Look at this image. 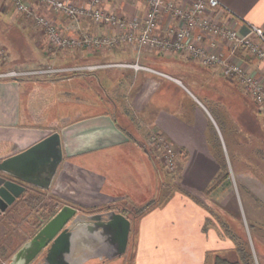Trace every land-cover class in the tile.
Masks as SVG:
<instances>
[{
  "label": "crops",
  "instance_id": "crops-1",
  "mask_svg": "<svg viewBox=\"0 0 264 264\" xmlns=\"http://www.w3.org/2000/svg\"><path fill=\"white\" fill-rule=\"evenodd\" d=\"M188 1L179 0L185 4ZM219 3L220 7L214 10L219 21L230 24L240 33L247 32V22L264 31V0H219ZM102 6L126 18L141 16L145 11L144 0H103ZM41 11L69 34H76L79 25L81 29L103 31V27L95 25L88 17L80 18L76 25L70 18L53 13L44 5ZM169 18L167 14L160 18L157 27L160 35L165 33ZM4 45L8 57L0 60V70L29 67L31 63H22L21 45L10 42ZM26 46H30L28 42ZM112 50L98 51L88 60H138L179 78L183 85L148 70L122 66L101 67L91 71L89 76L66 73L47 75L45 79L35 76L0 79V161L25 150L53 131L60 133L63 152L48 188L0 171V256L7 261L35 232L36 229L28 231L31 220L51 210L54 200L87 213L112 205L117 206L116 210L122 206L123 212L146 206L135 222V246L129 264H133V260L135 264H181L189 254L181 252L179 247L190 238L186 231L195 229L196 224L188 207L192 203L191 193H203L221 170L213 148L215 142L220 156L222 152L231 151L236 155L233 174L237 189L241 187L251 203L257 201L261 205L264 223V180L241 164V156L245 154L253 162L262 161L254 152L255 148L260 151L261 145L255 127L261 123L264 126L259 106L256 104L255 115L244 113L249 108L242 100L236 102V107L223 103L225 92L219 91L223 87L218 80L222 75L218 66H202L206 73L203 83L190 75L184 76L185 81L183 75L167 68L173 63L168 61L170 58L191 59L180 52L156 53L146 48L138 51L131 46ZM69 52L64 56L62 51L59 55L51 54L49 59L68 62L77 52L84 51ZM159 56L164 58L161 60ZM35 58L34 55L31 60L39 62ZM232 59L264 81V69L254 56L238 49ZM99 69L102 70L98 72ZM189 84L205 89L203 95L198 96ZM85 85L96 94L102 89L110 110L94 109L99 99L85 98ZM227 95L230 99L238 96L236 92ZM117 116L121 117V125L117 124ZM153 130L164 134L180 153L178 161L182 162V168L176 178L165 171L160 149L147 143ZM229 177L214 190L221 207L235 198L233 189L229 188ZM175 184L185 189L179 190ZM223 214L224 209H220L221 225L227 230ZM223 235L227 237L226 233ZM120 259H108L109 262L101 264H119Z\"/></svg>",
  "mask_w": 264,
  "mask_h": 264
},
{
  "label": "built area",
  "instance_id": "built-area-1",
  "mask_svg": "<svg viewBox=\"0 0 264 264\" xmlns=\"http://www.w3.org/2000/svg\"><path fill=\"white\" fill-rule=\"evenodd\" d=\"M103 0H8L20 15L32 19L41 27L46 43L60 51H102L118 45L136 50L146 48L156 53L180 52L203 66H218L223 76L231 78L249 94L261 110H264V81L232 58L243 49L260 61L264 69V31L247 22V32L215 18L214 10L219 0H144L145 11L141 16L126 18L102 6ZM46 6L51 12L64 15L79 25V19L88 17L103 27V31H89L78 27L76 34L67 33L63 27L41 11ZM167 14L165 33H157L161 17ZM108 30H111L108 31ZM7 53L0 44V59ZM122 66L135 70H148L160 76L182 81L156 68L136 61H112L76 63L65 66L47 65L41 68H7L0 70L1 78L29 77L56 72L82 73L101 67ZM183 85V84H182ZM147 143L162 151L165 167L174 171L179 154L172 142L161 132L151 131ZM0 261L2 259L0 258ZM8 261H3L7 264Z\"/></svg>",
  "mask_w": 264,
  "mask_h": 264
},
{
  "label": "rangeland",
  "instance_id": "rangeland-1",
  "mask_svg": "<svg viewBox=\"0 0 264 264\" xmlns=\"http://www.w3.org/2000/svg\"><path fill=\"white\" fill-rule=\"evenodd\" d=\"M41 7V5L39 6ZM90 31V28H88ZM25 38L26 42L22 39ZM11 43V44H18L21 45V49L23 52L22 57V63H31L29 64L28 68H41L45 67L47 65H55L56 61L50 60V55H59L60 52L53 51L52 48L47 46L45 35L41 29L40 26H38L32 19L26 18L19 13H17L13 6L8 2V0H0V44L6 51L5 43ZM27 42L30 46H26ZM123 45H118L113 47V50L115 48H118ZM112 50V49H111ZM112 50V51H113ZM52 52V53H51ZM86 52V51H84ZM98 52V51H96ZM110 52V51H109ZM70 53L69 51L65 52L63 51V56L65 54ZM73 52L72 54H74ZM89 52L85 53L88 54ZM36 56L35 60L37 61L39 59V62L34 63L33 60H31L32 56ZM8 57V55H7ZM6 57V59H7ZM40 57V58H39ZM160 57V58H159ZM159 59H163L164 57L159 56ZM4 59V60H6ZM43 59V60H42ZM116 58H114L115 60ZM161 59V60H162ZM3 60V59H0ZM42 60V61H41ZM105 60H108L105 58ZM121 61H128V60H121ZM131 61V60H130ZM136 61V60H133ZM131 61V62H133ZM169 62H173L172 64H168V70L174 74L177 75H183L187 76L190 75L192 78H195L198 82L203 83L204 76L206 73L203 71V65L198 64L196 61L191 59H186L182 57L180 60H178L177 57L170 58L168 60ZM112 62V61H110ZM114 62V61H113ZM139 62V61H138ZM179 62L177 65L176 63ZM83 64L90 63V61H84L81 62ZM140 63V62H139ZM102 69L98 70L100 72ZM94 71V70H93ZM90 71L83 70L82 73L84 75H88ZM71 72H64L59 74H66ZM88 73V74H85ZM79 74V73H78ZM48 75V74H47ZM51 75V74H49ZM52 76V75H51ZM188 77V76H187ZM183 79V78H182ZM187 78L184 77V80L186 81ZM218 80L221 82L222 89L219 91L225 92L223 96V103L227 105H231V107H236V102H241V100L245 103V105L249 108V110H244V113H253L256 115V103L252 101V97L246 92H244L243 88L240 85H236L231 81V79L224 77L220 74V77ZM185 85H188L187 82H185ZM190 85V84H189ZM228 86V88L224 86ZM190 88L201 97L203 95V91L205 89L199 88L197 85H190ZM230 92H236L238 94L237 99H230L227 94ZM252 99V100H251ZM123 100V98H121ZM239 106V104H238ZM239 108V107H238ZM94 109H99L94 108ZM263 111V112H262ZM261 112L264 116V110ZM118 120H121L116 117ZM264 118V117H263ZM256 126V125H255ZM254 132L260 137L261 145H260V151H258L256 148L254 149V152L259 158L262 159L260 163L256 161H251L249 157L245 155H240L242 157L241 164L245 167V169L250 168L253 172L258 173L259 177L264 180V126L261 123L259 126L255 127ZM216 143V142H215ZM213 145V148L216 151L217 158L219 160V163L225 170H228L229 173V188L233 189L235 198L232 197L229 199L227 205L220 206L219 197L218 195L215 196V193L213 191V195H207L202 192L199 193H191L192 203L188 206L191 208L192 216L195 218V229L191 228L190 230H187L186 234L190 236V238H186L185 242L180 245L179 249L183 250L184 254H189V258H184L181 261V264H211L212 256L219 254L221 256H228L231 254V257H239L238 254L239 248H243L246 246L249 250V255L246 256V261L250 264H264V223L262 222V209L260 208L258 202L255 201V203H251L248 197L244 194V191L241 187H239V190L237 189V182L234 181V174L233 171L235 169L236 165V155L232 154V151L229 153H223L220 156V150L217 149V146ZM175 148V147H174ZM176 149V148H175ZM176 151L179 153V151L176 149ZM223 151V150H222ZM239 157V156H237ZM179 160V157H178ZM165 171L169 173L171 176L176 175L174 171L168 170L164 165ZM260 174H263L261 176ZM176 178V177H175ZM174 186H179L175 184ZM177 188V187H176ZM174 187V189H176ZM179 190H184L185 188H182L179 186ZM173 189V188H171ZM179 193H182L178 191ZM179 196H181L179 194ZM183 196H181L182 198ZM195 201V202H194ZM53 203L52 207H54L55 212L62 206L60 202L51 201ZM250 205V206H249ZM58 206V207H57ZM226 206V207H225ZM251 206L253 209H251ZM57 207V208H55ZM109 207V208H108ZM116 207V208H114ZM117 209V206H107L103 207L98 211H106L108 209ZM263 208V207H262ZM120 211L123 214H125L131 221L130 225V233L128 238V244L126 251L116 257H121L120 260H118L119 264H129L131 260V253H133V248L135 246V222L137 219L143 215L144 211H140L138 213H132L130 209H125V212L122 210V206L119 208ZM220 209H224L226 215V224H227V230H224L222 228L223 224L221 225V218L219 217ZM54 212V213H55ZM87 213V212H86ZM91 213V212H89ZM190 221V220H189ZM195 230V231H193ZM226 233L227 237L223 234ZM244 246V247H243ZM243 255H246L243 251ZM116 257L110 258V260L115 259ZM2 261H0V264H3V261L6 262V258H3L0 256ZM94 260V261H93ZM133 264H135L136 260H133ZM107 263L108 258H94V259H88L87 261L83 262L82 264H101V263ZM112 262V261H111ZM8 264V263H7Z\"/></svg>",
  "mask_w": 264,
  "mask_h": 264
},
{
  "label": "water",
  "instance_id": "water-1",
  "mask_svg": "<svg viewBox=\"0 0 264 264\" xmlns=\"http://www.w3.org/2000/svg\"><path fill=\"white\" fill-rule=\"evenodd\" d=\"M63 157L60 133L53 131L25 150L3 158L0 171L48 188ZM130 219L108 209L86 213L62 205L11 255L8 264H82L113 258L126 251Z\"/></svg>",
  "mask_w": 264,
  "mask_h": 264
},
{
  "label": "trees",
  "instance_id": "trees-1",
  "mask_svg": "<svg viewBox=\"0 0 264 264\" xmlns=\"http://www.w3.org/2000/svg\"><path fill=\"white\" fill-rule=\"evenodd\" d=\"M47 46L52 48L54 52L55 51L60 52V50L55 49L50 44H47ZM79 51H81V50H79ZM80 53H82V52H77L76 55L74 56V59H72L71 61H68V62H56L55 65L56 66H65V65H69V64H76V63H81V62H84V61H89L88 59H90V57L92 58V56L94 58V56H96L98 52L90 51L88 54H85V53H87V51L83 52L81 54L82 56H81V58L79 60L78 56L80 55ZM94 61H97V60H94ZM98 62H104V61L102 59V60H99ZM59 73H63V72H56V73H52L51 75H57ZM88 73H90V72H88ZM69 74L76 75V76H81L83 73L77 74V73H74V72L72 73L71 72ZM34 76L35 77H40L41 79H45V76H47V74H37V75H34ZM34 76H29V77H34ZM23 78H26V77H23ZM83 79L85 80V77ZM87 83H89V81ZM84 89H85V98L87 96V98L91 97L94 100L99 99V102L97 100H96L97 102H95L97 104L96 108L98 107L99 110H104V111L110 110V107L108 106L107 96L104 97L102 89L99 90L98 94H96L95 92L93 93V91L87 85H85ZM63 95H64V92H63ZM83 95H84V93H83ZM63 100H64V98H63ZM117 124L121 125L120 121L118 119H117ZM161 153H162V151H161ZM184 157H185L184 155H183V157L181 156V158H183V159H184ZM181 168H182V162L178 161L176 169L174 170V173L178 174L180 172ZM228 177H229V173L226 172L225 169L224 168L222 169V167H221V170L215 175V177L211 180V182L204 188V193L207 194V195H210L221 184H223L227 180ZM38 200H39V198H36V201H38ZM41 206H43V204H41ZM57 207H55V208H57ZM46 208H47V206L44 208L45 209L44 211L47 210ZM146 209H147L146 206H144V207H141V208L131 209L132 210L131 212L136 214V213H138L140 211L142 212V211H144ZM54 212H55V209H54V207H52L51 210L46 211V212L42 213L41 215L38 214V216H36L35 218H33L31 220L32 221L31 225L30 224L28 225V228H29L28 231L33 232L40 225V223H42L45 219H47L51 215H53ZM243 251H244V253H246V255H243ZM248 252H249V250L245 246L243 248V250H242V248H239V252H238V254L240 255L239 257H235V256L231 257L230 256L231 254H229L228 256H221L219 254H216V255L212 256L211 264H250L249 262L246 261V259H244V258H246L247 255H249Z\"/></svg>",
  "mask_w": 264,
  "mask_h": 264
}]
</instances>
